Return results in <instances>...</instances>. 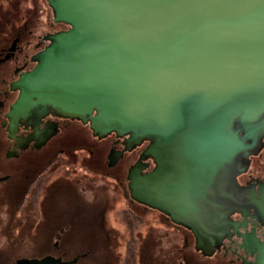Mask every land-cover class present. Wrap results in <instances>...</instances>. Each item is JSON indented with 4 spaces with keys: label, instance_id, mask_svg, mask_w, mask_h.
Wrapping results in <instances>:
<instances>
[{
    "label": "water",
    "instance_id": "water-1",
    "mask_svg": "<svg viewBox=\"0 0 264 264\" xmlns=\"http://www.w3.org/2000/svg\"><path fill=\"white\" fill-rule=\"evenodd\" d=\"M54 35L21 80L37 105L150 141L134 193L212 247L264 139V0H48Z\"/></svg>",
    "mask_w": 264,
    "mask_h": 264
},
{
    "label": "flooded vegetation",
    "instance_id": "flooded-vegetation-1",
    "mask_svg": "<svg viewBox=\"0 0 264 264\" xmlns=\"http://www.w3.org/2000/svg\"><path fill=\"white\" fill-rule=\"evenodd\" d=\"M71 26L48 0H0V264H264V139L238 175L244 206L212 247L140 200L149 140L19 103L25 74Z\"/></svg>",
    "mask_w": 264,
    "mask_h": 264
}]
</instances>
